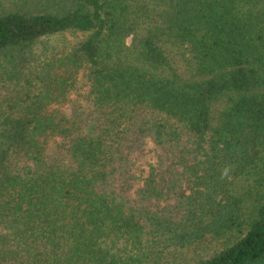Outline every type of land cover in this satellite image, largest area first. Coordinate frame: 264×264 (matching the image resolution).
I'll use <instances>...</instances> for the list:
<instances>
[{
	"label": "trees",
	"instance_id": "obj_1",
	"mask_svg": "<svg viewBox=\"0 0 264 264\" xmlns=\"http://www.w3.org/2000/svg\"><path fill=\"white\" fill-rule=\"evenodd\" d=\"M0 264H264V0H0Z\"/></svg>",
	"mask_w": 264,
	"mask_h": 264
},
{
	"label": "rangeland",
	"instance_id": "obj_2",
	"mask_svg": "<svg viewBox=\"0 0 264 264\" xmlns=\"http://www.w3.org/2000/svg\"><path fill=\"white\" fill-rule=\"evenodd\" d=\"M82 38L81 34H66L63 36H56L53 38L45 39L39 45L37 51L39 54H45L48 51L45 47H49V49H64L69 46L71 43L75 42L77 39ZM48 55H51L48 54ZM88 85L87 80L85 79V73L81 72L77 81L76 90L72 92V94L68 97V99L59 105L54 106V108H58L63 110L64 112H69L75 106H87L89 103L88 95ZM55 148V144L52 143V150ZM156 148L150 141L147 144L146 152L144 155L136 156L137 162L139 163L142 171L148 170L149 163L153 164L154 159L156 157Z\"/></svg>",
	"mask_w": 264,
	"mask_h": 264
}]
</instances>
